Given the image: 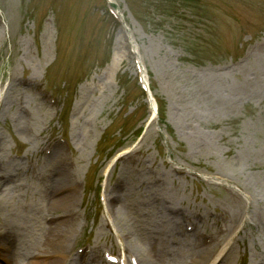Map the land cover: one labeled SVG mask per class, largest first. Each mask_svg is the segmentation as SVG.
<instances>
[{
  "label": "rangeland",
  "instance_id": "rangeland-1",
  "mask_svg": "<svg viewBox=\"0 0 264 264\" xmlns=\"http://www.w3.org/2000/svg\"><path fill=\"white\" fill-rule=\"evenodd\" d=\"M50 224L75 264H264V0H0V264Z\"/></svg>",
  "mask_w": 264,
  "mask_h": 264
},
{
  "label": "bare ground",
  "instance_id": "bare-ground-1",
  "mask_svg": "<svg viewBox=\"0 0 264 264\" xmlns=\"http://www.w3.org/2000/svg\"><path fill=\"white\" fill-rule=\"evenodd\" d=\"M149 105H150V120L152 119V116L155 113L156 110V104L155 102H152V99L149 100ZM64 180V179H63ZM65 183V180L62 182ZM61 184V183H59ZM63 190V189H62ZM61 191V190H60ZM59 191V192H60ZM71 199V195H65V196H61L60 198H57V196H54V193L51 192L50 194V201H51V206H58L61 204H66L69 200ZM65 222V220L61 221L60 223ZM53 223V222H52ZM60 224H55L54 225H49L48 228V233H47V237H45V240L43 241L44 244L39 248V249H43V250H39L35 253H30L29 255V260L26 264H75V259H77V255L74 254L72 256V254L70 253L71 250L67 249V246L65 247V243H66V239L68 236V228H61L59 227ZM6 245H1L0 249L1 250H5ZM54 249L51 252H47L46 249ZM66 248V249H65ZM225 249H226V245L220 250V252L216 255V257L214 258V260L211 261L210 264H217L219 262V260L221 259V257L225 254ZM204 252L205 250H201L199 251L196 255L203 258L204 256ZM57 255L59 257H62L60 259V261H56L54 260H48L49 256L51 255ZM43 258L41 259V261H37V258ZM6 259L8 260V262H10L12 264V258H8L6 257ZM65 260V261H64ZM207 260V259H206ZM67 261L69 263H67ZM71 261V262H70ZM209 264V260L207 261ZM128 260H124L123 258L120 259V262L118 264H127Z\"/></svg>",
  "mask_w": 264,
  "mask_h": 264
}]
</instances>
